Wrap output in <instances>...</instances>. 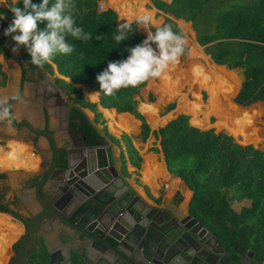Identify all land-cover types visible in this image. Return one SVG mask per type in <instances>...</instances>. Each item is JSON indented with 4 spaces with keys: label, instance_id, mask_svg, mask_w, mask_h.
<instances>
[{
    "label": "trees",
    "instance_id": "obj_1",
    "mask_svg": "<svg viewBox=\"0 0 264 264\" xmlns=\"http://www.w3.org/2000/svg\"><path fill=\"white\" fill-rule=\"evenodd\" d=\"M41 2L42 0H32L34 4ZM152 2L156 9L191 23L195 41L204 48L205 55L210 57L212 69L219 79L224 78L217 71L218 68L224 69L220 66L228 70H241L242 82L237 94L235 95V90L229 99L231 103L235 95L231 107L251 130L256 122L251 110H255L259 120L264 123V0L245 3L238 0H171L169 4L158 0ZM49 3L51 6L54 0H49ZM74 3L76 25L85 32L92 33L93 39L81 42L66 37V42L73 44L75 51L71 55L57 54L51 63L56 66L60 75L69 78L73 84L85 85L97 93L100 91L97 75L109 62L127 59L128 50L141 44L147 38V32L154 33L156 28L150 24L145 27L138 20L134 21L129 24L128 38L117 44L113 35L119 25L117 14L113 10L99 11L98 0H74ZM14 6L22 9L23 0L0 9V56L5 59L12 57L7 45L14 41L11 37H6L4 31L14 18L10 11ZM163 25H171L174 32L183 36L177 24L169 21ZM45 27L46 22L40 23L38 30H44ZM98 35L104 38L95 39ZM24 55L30 63L28 52L25 51ZM197 68L207 78L209 106V98L218 92L209 84L211 78L209 79L210 72L206 65ZM177 74L169 65L160 77L149 79L135 88L121 89L115 96H105L101 92L98 94L99 105L104 109L115 110L118 114L130 113L138 119L141 125L137 137L143 142L151 134L159 140L158 148L151 150L162 153L168 175L181 180L193 193L189 213L214 235L224 250L241 255L253 252L257 260H263L264 149L255 148L251 144L243 145L224 131L216 132L214 128L203 130L193 126L190 117L185 114H180L165 126L151 131L144 116L136 110L138 102H142L143 113L153 117L156 110L150 103L161 99L164 88L166 93L174 92V75ZM155 79H158L159 84L153 86ZM229 79H226L227 88L230 87ZM6 80L7 76L0 68V87L5 85ZM234 81L232 78L231 86L236 84ZM149 86L153 89H149ZM69 87L75 102L80 106L73 108L74 123H78L89 145L104 144L99 132L81 110L89 109L94 114L95 122L99 123L102 115L98 112L97 105L87 102L80 91L71 85ZM83 92L92 101H96L85 89ZM174 107V102L169 103L164 111L169 112ZM200 109V104L196 103L194 110L198 112ZM105 113L113 122L115 114L108 111ZM103 131L111 141L124 146L125 154L121 153L122 157L125 159L126 156V161L139 170L142 159L132 143L133 137L122 134L120 139H116L108 134L106 127ZM255 134L261 135L264 141V130ZM244 141L247 142L248 138ZM126 161L123 163L124 170ZM135 174L138 175L137 171ZM178 200L181 198L178 197ZM235 205H238V210L234 208ZM19 243L20 241L14 245L15 250Z\"/></svg>",
    "mask_w": 264,
    "mask_h": 264
},
{
    "label": "flooded vegetation",
    "instance_id": "obj_2",
    "mask_svg": "<svg viewBox=\"0 0 264 264\" xmlns=\"http://www.w3.org/2000/svg\"><path fill=\"white\" fill-rule=\"evenodd\" d=\"M11 46H14V42L9 43L7 49L11 50ZM25 51L27 50L21 46L16 52L19 56L16 61L21 65V81L19 90L14 96L18 99L12 97L8 100L13 119L11 124L7 121L0 122V130L10 127L18 136H23L20 131L27 127L30 130L27 135L28 140L35 141V144L41 137L48 138L54 156L57 157L54 170L63 169L67 157L72 164L78 165L81 171L96 165L97 161L90 157L91 148L102 147L107 144V140L99 133L104 144L92 146L87 143L83 131L72 118L73 108L80 106L75 102L69 85L67 86L56 76V67L53 68L52 63H46L42 68L29 63V60L25 59ZM22 101L25 106L21 111ZM16 145L10 144L14 148ZM14 148L9 153L12 154ZM107 151L109 154L112 153L114 164L111 168L105 167L104 179L114 178L115 183L104 192L105 199H110L112 194L118 195L144 208L145 206L140 203L142 199L146 207H150L147 213L154 217L155 222H159L163 215L164 225L161 226V230L165 235L163 239L160 235H155L160 239V249L154 264H167L171 259H174L175 264H264V259L257 260L253 252L241 255L224 250L206 228V232H203L196 223L191 225L193 217L189 218L190 213L188 214L187 211L184 213L182 209L177 210L178 205L162 204L154 199H151L152 203L145 201L127 182L128 173L123 169L125 159L122 154L115 155L112 150L107 149ZM19 153L18 148L13 155L7 156V159L27 168L34 165L32 158L25 156L23 158ZM45 169H48V166L41 165L38 170L32 172L42 173ZM4 172H0L3 175L0 177V212L19 222L23 233L28 223L37 224L35 232L38 236V244L27 264H127V260L122 255L114 252L117 243L112 238L123 239L126 236L123 223L133 225L135 233L128 236L131 240L135 238L136 233L144 232V228L151 224V220L132 215L119 205H111L108 211L100 205L98 211L102 210V214L94 216L89 221L90 226L99 228L98 242L89 240L74 230L68 217L55 211L53 206L63 204L58 202V198L54 197L49 201L44 193L42 198L38 197L36 190L41 183V177L30 178L27 181L10 180ZM53 174L58 175L57 171ZM43 189H54V183H45ZM131 191L135 193L133 196ZM66 208L67 211L70 210V207ZM138 222H141L143 227L137 226ZM18 241L12 246L13 254L18 249H14ZM122 250L128 253L123 247ZM12 257L13 255L7 263Z\"/></svg>",
    "mask_w": 264,
    "mask_h": 264
},
{
    "label": "water",
    "instance_id": "obj_3",
    "mask_svg": "<svg viewBox=\"0 0 264 264\" xmlns=\"http://www.w3.org/2000/svg\"><path fill=\"white\" fill-rule=\"evenodd\" d=\"M118 25L122 24L118 23ZM8 51L12 56L9 59H11L15 66L6 70L10 79L6 82L5 86L0 88V99H6L7 101L16 95V91L18 90V86L21 81V65L16 61L19 56L16 53H13L12 50ZM60 76L63 77L62 75ZM12 109H14V106ZM90 121L96 130L101 133V131L96 127L95 120ZM20 132L22 135H28L30 130L27 127H24ZM0 140H4V138L0 137ZM39 140L42 141L40 146H38V143L35 144V141L32 140L31 145L38 153L41 164L48 166V169H45L42 173H18L15 172L16 170H8L4 172V175L10 180L26 181L30 178L41 177V183L36 190L38 197L42 198V193H44L46 199L49 201H51L54 197L58 198V202L63 204L60 206H53L55 211L64 217H68L69 223L74 227V230L89 240L98 242L99 237L97 230H99V228L90 226L89 221L94 218V216L102 214V210L100 212L98 211L100 205L103 206L105 211L110 210V206L113 204L119 205L132 215H139L141 217H145L148 221L151 220V224L144 228V232H139L138 234L136 233L133 240L128 237L129 235L135 233L132 223L128 225L124 223L122 224L126 233V236H124L123 239H112L117 243L114 247V252L122 255L127 260V264H154V260L157 259V252L160 249V239L155 235H160L162 239L165 235V232H162L161 230V226L164 225L163 215L159 222H155L154 217L152 215H148L147 213V210L150 207H146V205L142 202V199H140V203L145 206L144 208L134 205L133 202H129V200H125L122 196L118 195L112 194L110 199H105L104 192L108 187L114 186L115 183L114 178L109 180L104 179V177H106L105 167L111 168L114 164L112 153L109 154L107 151V149L112 150L111 145L107 143L102 147L91 148L90 157L91 159L96 160L97 164H94L92 167L85 168L84 171H81L78 168V165L76 166L72 164L71 161L68 160V157L63 169L54 170L57 164V157L54 156L52 146L46 137H41ZM55 171H57L58 174L56 176L53 174ZM50 182L54 183V189L44 190V184ZM127 187L129 188V186ZM131 194L133 196L135 193L131 191ZM135 197L138 198V196ZM191 198L185 202L188 214ZM66 207H70V210L67 211ZM0 214L2 213L0 212ZM188 216L189 218H192L190 214ZM11 220L13 222H17L13 218H11ZM17 223L19 224V222ZM195 223L198 228H202L201 230L206 232V229L203 228L196 219L192 218L191 225ZM19 225L21 226V224ZM137 226L143 227L141 222H138ZM36 228L37 224H34V222L28 223L26 231L22 233L20 237L18 249L14 252L12 259L6 264H27L31 253L38 244V236L35 232ZM192 230L191 233H193ZM172 242L173 240H171V243ZM173 245L175 246L176 244L174 243ZM122 247L125 248L128 253L123 251ZM167 264H175L174 259L168 260Z\"/></svg>",
    "mask_w": 264,
    "mask_h": 264
},
{
    "label": "clouds",
    "instance_id": "obj_4",
    "mask_svg": "<svg viewBox=\"0 0 264 264\" xmlns=\"http://www.w3.org/2000/svg\"><path fill=\"white\" fill-rule=\"evenodd\" d=\"M49 5V0H42L39 4L23 0L22 9L16 6L10 8L14 18L4 31V35L11 37L15 43L13 53L23 46L31 58L30 63L37 68L51 63L57 54L71 55L75 51V46L66 42V37L81 42L93 39L92 33L76 25L74 0H54ZM151 20L149 15L138 18V22L145 27ZM45 22L44 30H38V25ZM128 31V24L119 25L113 35L114 41L119 44L126 40ZM103 38L95 36L97 40ZM184 46V38L174 32L171 25L159 26L154 33L147 32V38L141 44L128 50L127 59L109 62L97 75L100 91L92 95L102 92L105 96H115L121 89L135 88L149 79L160 77L169 65L178 62ZM12 119L8 101L0 99V122L11 124Z\"/></svg>",
    "mask_w": 264,
    "mask_h": 264
},
{
    "label": "crops",
    "instance_id": "obj_5",
    "mask_svg": "<svg viewBox=\"0 0 264 264\" xmlns=\"http://www.w3.org/2000/svg\"><path fill=\"white\" fill-rule=\"evenodd\" d=\"M16 1L17 0H0V9L1 8H7L9 4H14V3H16ZM158 1H162V2H165L167 4H169L171 2V0H158ZM99 3H102L104 10L111 9L114 11L117 14L118 23H120V24H128L129 25L130 23L137 21L140 16L149 15L152 18L151 23H150L151 26L157 28V27L165 24L166 22L170 21V22L175 23L179 26V28L181 29L182 34H183L182 37L184 39L186 38L187 40H190L186 37V33H188V32L191 34V38L192 37L195 38V34L192 30L191 23L185 22L181 19H177L175 16H173L170 13H164L163 11L156 9L152 0H98V4ZM155 21H158L159 24L155 25L153 23ZM14 47H15V43H14ZM196 49L198 52L196 51ZM190 55L191 56L195 55L197 57V58L194 57L192 59H196V60H200V61L204 62V64L206 65L208 70H209V66L213 67V63L210 62V60H211L210 57L205 55V54H201V52L199 51L198 48L193 47ZM202 56H204V57H202ZM1 58L5 62L7 61V63H9V67L6 70L15 66L14 63L11 61V59H5L2 56H1ZM203 58H207L208 60L210 59L209 63L207 62V59L205 61V59H203ZM55 67L56 66L54 65L53 68H55ZM1 70L6 74V76H7L6 82H7L10 79V76L6 72V70H3L2 68H1ZM55 74L58 78L69 83L73 88L81 89L82 94H83L82 97L84 99H88L90 102H92V104L97 105V110L102 115V119L99 121V123H96V127L101 131L100 134L103 136L104 139L107 140V143L112 146V151L115 153V155H118L119 153L125 154V148L122 144H121V146H118L116 143H114L108 137H106V135L103 131V128L106 127L108 134L115 137L116 139H120V136L122 134H126L130 137H133L132 143H133L134 147L136 148V150L138 151V153L142 159V162L140 164V169L136 170L134 167H132L128 163V161H126L127 157L125 156L126 170L128 173L127 182L130 186H132L133 190H135L138 193V195H140L148 203H152L151 199H154L157 202H161L162 204L174 203L175 205H178L177 210L182 209L183 212L185 213L186 212L185 202H187L188 199H190L192 197V192L186 187V185L181 180H179L178 178H172L168 175L167 170H166V166H165V163L163 160L162 153L161 152L154 153L151 150L152 148H158L159 140H156V137L153 134H151L148 137V139L145 142H143L140 138L137 137L138 134L140 133L141 122L138 119H136L132 114H130V113L118 114L115 110H108V109L102 108L99 105L98 94L93 95L95 97L96 101H92L90 98H88L84 94L83 90L85 89L88 93H90V95H92L96 92L92 91L89 87H87L85 85L73 84L69 78H65L64 76L61 77L60 74L56 71V68H55ZM199 74L202 75L205 73L199 72ZM18 90H19V86H18ZM18 90L16 91V94H17ZM164 93H165V88H164L163 94ZM165 100H166V98L163 99V101H165ZM140 103L141 102H138L137 106ZM169 103H172V102H168V103H165L162 105L163 110H165L166 105ZM150 104H153V103H150ZM20 105H18V106H20L21 111H22L24 109V106H25L24 101H22L20 103ZM12 108H13V106H12ZM141 108H142V106H141ZM105 111H108V112H111L112 114H115L116 117H115L113 122L111 121V119H109L107 117ZM83 112L88 116L89 120H95L94 114L89 109L83 108ZM141 113L142 112L140 111V114ZM89 114H91L92 117H90ZM178 115H180V114H177V115L169 118L166 122H164L163 125H160L155 130H153L151 125H149L151 131H156L159 128L165 126L167 122L174 119ZM144 118L148 123L149 121L146 119L145 116H144ZM154 120H155L154 122H156L157 118H155ZM111 128L118 130L119 134L116 135L113 132H111L110 131ZM203 130H205V129H203ZM0 137L4 138V140H0V143H1L0 147L4 151V154L0 155V160L1 159L4 160V163L6 161L5 156L9 155V152H11L10 147H8L9 141L17 142L20 145V147L25 148L24 156L26 158H32V161L35 163L33 165V168H29V167L26 168L24 166H20L21 167L20 169H15L16 171L15 170H12V171H15L18 173H27V172H32V170H36V169L38 170L39 167L42 165L40 162V157H39L38 153L33 149V146L31 145V141L28 140L27 135L18 136L10 127H7V129L2 128V130H0ZM41 142H42L41 140L38 142V146H40ZM32 152L34 153V155H32V157H31ZM3 158H5V159H3ZM14 166L18 167L16 165H12L11 167H14ZM7 167L11 168L10 166H7ZM136 171H137L138 175L135 174ZM178 197L181 198L180 201L178 200ZM186 197H188L187 200H186ZM0 216H3V215H0ZM3 217H7V216H3ZM8 219H10V218H8ZM10 222H11V220H10ZM14 224H16V223H14ZM16 225H18V224H16ZM18 227H20V225H18Z\"/></svg>",
    "mask_w": 264,
    "mask_h": 264
},
{
    "label": "rangeland",
    "instance_id": "obj_6",
    "mask_svg": "<svg viewBox=\"0 0 264 264\" xmlns=\"http://www.w3.org/2000/svg\"><path fill=\"white\" fill-rule=\"evenodd\" d=\"M253 0H238L240 3L250 2ZM155 25H158L159 22L155 21L153 22ZM186 37L190 40H185V46H184V52L181 56V58L178 60L177 63L171 64V67L177 71V75H174V79H176V84L174 85V92L172 93H165L162 95L161 99L159 101L157 100L152 105L155 106L156 115L154 117H149L145 115L142 111L141 104L142 102L136 107V110L143 116L146 117V119L149 121V125H151L152 129H157L160 125H163L164 122H166L169 118L177 115V114H185L190 117V122L201 129H210L214 128L216 132L224 131L228 134H232L235 138H237L240 143L243 144H251L255 148L258 149H264V141H262L261 135L255 134L258 131L264 130V123L261 122L258 118V114L255 110H251L254 112L256 117V122L252 128V130L244 123L242 118L239 116L237 112H235L230 104V97L232 93L236 90L235 95L237 94L241 82H242V72L240 69L236 70H228L223 66H220L224 69L218 68L217 71L224 75V78L219 79L216 72L212 69L211 66H209V79L211 78V81L209 82L210 85H213V89L218 92L215 93L213 96L209 98V106H207V100H208V88L206 83V76L204 74H199L198 68L203 62L196 63L193 60H188L196 57L195 55H190L191 50L193 47L198 48L201 54L204 53L203 47L199 46L195 42V38H191V34L188 32L186 33ZM14 46H11L10 49L12 50ZM197 51V49H196ZM198 52V51H197ZM197 58V57H196ZM206 59L207 58H203ZM210 60V59H209ZM209 60L207 59V62L209 63ZM10 61V60H9ZM210 62H212L210 60ZM9 67V63L7 61L5 62L1 56H0V68L3 70H6ZM182 71V74H181ZM221 77V76H220ZM206 78V79H205ZM229 79L228 85L230 87H226V79ZM232 78L235 80V85H232ZM205 79V80H204ZM152 80V79H151ZM188 81V82H187ZM150 82V81H149ZM64 83L68 86L69 83ZM153 86L158 85V79L153 80ZM149 89H153L150 88ZM81 92V89H76ZM162 94V92H161ZM83 95V94H82ZM233 96V98L235 97ZM169 96V97H168ZM168 97V98H167ZM163 101V99H165ZM233 98L231 103H233ZM87 102H90L88 99H85ZM168 102H175V108L170 112H165L162 108V105ZM196 103H199L201 106V111L196 112L194 110V106ZM187 109V110H186ZM140 110V111H139ZM159 115V116H158ZM90 117L91 114H89ZM155 118H157V121L154 122ZM115 119V118H114ZM111 132L118 135V130L116 129H110ZM237 132V134H236ZM245 138H248V141H244ZM10 144H17L14 147H11ZM3 146V145H2ZM8 147L12 150L13 153H9V155H6V161L4 163V160H0L1 164L0 166V172L8 171V170H15L20 169L22 165L17 164L16 161H12L10 159H7V156L13 155L17 149L19 148V154L21 157L24 158L25 148L20 147V145L17 142H11L9 141ZM9 149V150H10ZM7 150V149H6ZM1 155V153H0ZM3 158V159H5ZM26 158V157H25ZM35 164V163H34ZM12 165H16L18 167H11ZM7 166H10L11 168H8ZM27 168V167H26ZM29 168H33V165ZM23 169V168H22ZM188 197H186V200ZM168 200V199H167ZM237 210L238 205H235ZM9 218V217H8ZM7 217L0 216V264H6L7 260L13 255L12 252V246L13 244L19 240L20 236L23 233L22 227H18V225L14 224L13 222H10V219ZM9 228V229H8ZM11 228V229H10Z\"/></svg>",
    "mask_w": 264,
    "mask_h": 264
},
{
    "label": "built area",
    "instance_id": "obj_7",
    "mask_svg": "<svg viewBox=\"0 0 264 264\" xmlns=\"http://www.w3.org/2000/svg\"><path fill=\"white\" fill-rule=\"evenodd\" d=\"M98 10H99V11H103V10H104V7H103L102 3H99V4H98ZM3 152H4V151H3L2 148L0 147V153H3ZM32 155H34L33 152L31 153V157H32ZM0 166H1V163H0Z\"/></svg>",
    "mask_w": 264,
    "mask_h": 264
},
{
    "label": "bare ground",
    "instance_id": "obj_8",
    "mask_svg": "<svg viewBox=\"0 0 264 264\" xmlns=\"http://www.w3.org/2000/svg\"><path fill=\"white\" fill-rule=\"evenodd\" d=\"M2 154H4V152L3 153H1V155ZM1 164H3V163H1ZM0 215H3V214H0ZM3 216H5V215H3ZM11 220V219H10ZM11 222H13L12 220H11ZM13 223H16V224H18L17 222H13ZM19 225V224H18ZM9 229V228H8ZM11 229V228H10Z\"/></svg>",
    "mask_w": 264,
    "mask_h": 264
}]
</instances>
